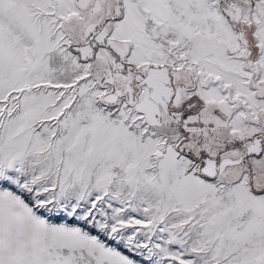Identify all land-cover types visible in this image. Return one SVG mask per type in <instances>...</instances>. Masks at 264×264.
<instances>
[{
    "label": "rangeland",
    "instance_id": "1",
    "mask_svg": "<svg viewBox=\"0 0 264 264\" xmlns=\"http://www.w3.org/2000/svg\"><path fill=\"white\" fill-rule=\"evenodd\" d=\"M89 1L0 0V264H264V154L249 178L244 152L218 160L217 140L185 141L158 86L137 98L106 80L107 54L81 46L104 19L82 13ZM174 3L140 69L188 68L215 87L207 100L242 102L228 97L234 70L264 86V0ZM249 99L218 139L264 132V102Z\"/></svg>",
    "mask_w": 264,
    "mask_h": 264
},
{
    "label": "crops",
    "instance_id": "2",
    "mask_svg": "<svg viewBox=\"0 0 264 264\" xmlns=\"http://www.w3.org/2000/svg\"><path fill=\"white\" fill-rule=\"evenodd\" d=\"M83 1L88 2L89 0ZM89 2H91L90 5L87 8L84 7L82 13L98 18L103 17L104 19L99 25L94 26V28H92L93 30L91 29L92 33H90V37L85 40L81 46L83 45L84 47L92 49L94 53L91 60L97 59V57L104 53L107 54V60L103 61L107 66V74L105 75L106 80H109V77H111L110 73L113 74V79L114 76H120V78H122L120 81H124L128 87L136 91L135 96H137V98L142 96L141 92L144 91L143 88L147 89V91L154 92L155 89L153 88L158 86L162 89L163 97H165L163 101L166 102L165 110L171 122L170 125L179 129L181 135H184L185 141L190 137L189 134L194 133H197V136L206 137V139L217 140L218 143H221L222 148L224 147L217 151L218 160H220V157L225 153L232 154L244 152L243 154H246L244 156L245 164L244 166L242 165V168L246 170L250 178L253 168L249 165L248 161L251 162L264 154V132L261 131L259 133H254L251 137H244L231 141H221V139L218 138L221 132L224 135L228 133V128L230 126L229 129H231L232 122L234 124L242 121L241 117L238 118L241 110L244 111V113L246 112L249 116L251 113L250 102L253 101L249 98H255L254 103L260 104L262 101L264 102V86L254 82V84L251 82L250 86H246V76L241 75L237 72L238 70H234L228 72L229 78L231 77V79L227 82V86L230 87V91L227 89V93L228 97L230 95H234V97L237 96L242 102H240V100L239 102H235L232 97H230V99L226 98V101L222 98L207 100L208 96H212V94L216 93L215 87L209 89V91L202 88L200 89L198 78H196L193 72L188 68L172 70L169 65L157 64L154 65L156 66L155 68L150 66L144 71L138 67V64H142L146 59L148 60L152 56L148 52L151 50L149 46L157 43L156 30H163V32H167V34L173 31L171 25L172 17L178 14V12L176 13L175 11V9H177V4H173V0H90ZM143 15L148 19V24L141 23L140 17H144ZM145 31L152 32V37L149 38L148 36L147 42L144 40L140 41V33ZM100 34L104 37L102 42L96 40ZM164 39L169 40V42L171 41V38H166V36ZM124 43H131V58L129 60L127 57L121 56L122 49L120 45ZM100 52L101 54H99ZM141 54L146 56L144 61H139L140 58H142ZM233 60L234 62L243 64L237 59ZM119 65L120 68L116 67ZM169 72L171 74L169 86L174 88L173 93H171V88L169 86L165 87L160 84V79L162 77H167ZM130 76L133 77V82H130V79H132ZM149 78L158 80L156 83L157 85L150 86ZM113 79L108 83H112ZM237 82H243L244 88H238ZM109 88L113 93L114 89L116 90L118 87L114 85ZM199 90H202L203 94H200ZM196 107L197 109L194 110ZM185 111L187 114H185ZM259 115L261 114L259 113ZM262 115L264 116V112ZM260 122L262 123L261 120ZM244 126H246V124H244ZM259 138L261 140H258ZM257 141H261L262 143L259 142V144ZM254 142L257 145H263V150L260 154H255L254 151L248 150L252 149Z\"/></svg>",
    "mask_w": 264,
    "mask_h": 264
},
{
    "label": "trees",
    "instance_id": "3",
    "mask_svg": "<svg viewBox=\"0 0 264 264\" xmlns=\"http://www.w3.org/2000/svg\"><path fill=\"white\" fill-rule=\"evenodd\" d=\"M196 109H197V107L194 110H196ZM185 114H187L186 111H185Z\"/></svg>",
    "mask_w": 264,
    "mask_h": 264
}]
</instances>
